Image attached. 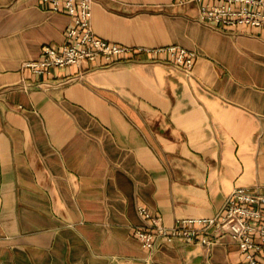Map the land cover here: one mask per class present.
Instances as JSON below:
<instances>
[{
	"label": "crops",
	"instance_id": "obj_1",
	"mask_svg": "<svg viewBox=\"0 0 264 264\" xmlns=\"http://www.w3.org/2000/svg\"><path fill=\"white\" fill-rule=\"evenodd\" d=\"M174 0H91L96 37L193 50L100 59L34 76L70 24L38 0H0V264H244L224 236L152 251L143 206L170 227L212 217L235 188L264 193V39L196 21Z\"/></svg>",
	"mask_w": 264,
	"mask_h": 264
},
{
	"label": "built area",
	"instance_id": "obj_2",
	"mask_svg": "<svg viewBox=\"0 0 264 264\" xmlns=\"http://www.w3.org/2000/svg\"><path fill=\"white\" fill-rule=\"evenodd\" d=\"M50 12L63 11L70 24L59 47L43 45L40 59L23 63L34 76L48 74L51 68L80 66L100 59L111 64L133 60L144 54L166 53L177 67L190 70L193 50L178 46L161 49L126 47L95 36L91 29V0H38ZM179 7L193 6L196 21L216 29L248 30L264 39V0H174ZM142 227L133 229L140 246L152 251L175 240L208 246L226 236L242 255L244 264H264V193L235 188L220 211L212 217L179 218L170 227L143 206L137 207Z\"/></svg>",
	"mask_w": 264,
	"mask_h": 264
}]
</instances>
